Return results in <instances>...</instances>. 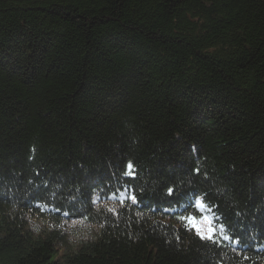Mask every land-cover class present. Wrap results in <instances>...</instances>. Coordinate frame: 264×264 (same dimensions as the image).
Here are the masks:
<instances>
[{
  "label": "trees",
  "instance_id": "16d2710c",
  "mask_svg": "<svg viewBox=\"0 0 264 264\" xmlns=\"http://www.w3.org/2000/svg\"><path fill=\"white\" fill-rule=\"evenodd\" d=\"M0 264H264V0H0Z\"/></svg>",
  "mask_w": 264,
  "mask_h": 264
},
{
  "label": "rangeland",
  "instance_id": "374dc122",
  "mask_svg": "<svg viewBox=\"0 0 264 264\" xmlns=\"http://www.w3.org/2000/svg\"><path fill=\"white\" fill-rule=\"evenodd\" d=\"M126 195L127 194L124 191V192L119 193L117 196H112V198H110L109 200L102 199L100 203H106L107 201H109L111 202L110 205H112L115 199L118 198L120 200L121 199L123 200L125 199ZM98 199H101V198H98ZM196 204L199 210L201 211V214H199L198 216H188L186 218V221L191 224L194 230L197 232L196 227L193 226L194 224H196L199 226V229H200L199 235L207 236L209 234L208 228L210 226L211 228L215 230L214 233L212 234V238H215V237L227 238V235L224 233L223 227L217 224L214 216L209 211V209L202 203L200 198H197ZM205 217L208 218V221H210V224L209 222L204 221ZM88 230H89V226L80 220L72 219L66 224V232L69 237L79 238L82 235L87 234Z\"/></svg>",
  "mask_w": 264,
  "mask_h": 264
},
{
  "label": "snow or ice",
  "instance_id": "6c2138e0",
  "mask_svg": "<svg viewBox=\"0 0 264 264\" xmlns=\"http://www.w3.org/2000/svg\"><path fill=\"white\" fill-rule=\"evenodd\" d=\"M128 167L131 168L132 165L129 164ZM171 194H173V190L172 189H169V195H171ZM133 199H135V197H133ZM204 221L209 222V224H210V221H208V218L207 217L204 218ZM193 226L196 227L197 233L199 234V231H200L199 226L196 225V224H194ZM214 231L215 230L209 226V228H208V233L209 234L207 236H201V238L202 239L211 240L212 239V234L214 233Z\"/></svg>",
  "mask_w": 264,
  "mask_h": 264
}]
</instances>
